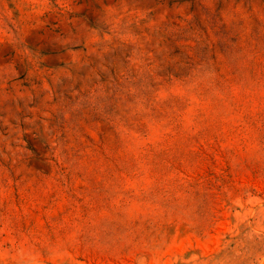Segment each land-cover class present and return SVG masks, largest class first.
Returning <instances> with one entry per match:
<instances>
[{
	"label": "rangeland",
	"instance_id": "rangeland-1",
	"mask_svg": "<svg viewBox=\"0 0 264 264\" xmlns=\"http://www.w3.org/2000/svg\"><path fill=\"white\" fill-rule=\"evenodd\" d=\"M0 264H264V0H0Z\"/></svg>",
	"mask_w": 264,
	"mask_h": 264
}]
</instances>
